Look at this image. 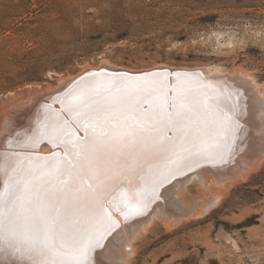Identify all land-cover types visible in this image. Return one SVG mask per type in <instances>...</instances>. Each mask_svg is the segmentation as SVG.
Instances as JSON below:
<instances>
[{"label":"snow or ice","instance_id":"obj_1","mask_svg":"<svg viewBox=\"0 0 264 264\" xmlns=\"http://www.w3.org/2000/svg\"><path fill=\"white\" fill-rule=\"evenodd\" d=\"M240 88L243 109L239 88L202 72L102 68L69 82L22 131L6 125L0 264H118L113 212L125 222L146 215L178 176L226 164L245 141L264 152V98ZM45 143L51 151L39 154Z\"/></svg>","mask_w":264,"mask_h":264},{"label":"rangeland","instance_id":"obj_2","mask_svg":"<svg viewBox=\"0 0 264 264\" xmlns=\"http://www.w3.org/2000/svg\"><path fill=\"white\" fill-rule=\"evenodd\" d=\"M101 64H212L264 83V0H0V127L6 109ZM260 165L203 216L170 229L152 223L131 264H264ZM180 193L193 202L199 185Z\"/></svg>","mask_w":264,"mask_h":264},{"label":"bare ground","instance_id":"obj_3","mask_svg":"<svg viewBox=\"0 0 264 264\" xmlns=\"http://www.w3.org/2000/svg\"><path fill=\"white\" fill-rule=\"evenodd\" d=\"M102 68L112 73L127 72L132 75L158 72L157 70L161 69H167L169 72H197L193 71L194 68H167L156 65L137 71L114 68L113 66L110 67L105 64H101L98 67H87L78 75L68 77L57 86L45 89L43 94H41V91L35 97L27 100V103L20 101L21 103H17L16 106L14 105V109H6L0 127V136L4 134L6 125L9 127L15 126L18 132L22 131L34 121L37 111L41 105L45 104L46 98L52 95L55 96L57 92L62 91L69 82L77 80L76 78H78V76H83L86 72H97ZM198 72H202L205 78L224 84L230 89L235 90L239 88L241 92L240 103L242 109L245 107L244 97L247 96L248 93L244 88H240L241 83L246 82L251 93L257 98H264V83L258 82L252 74L245 70L237 69L227 76V72L225 73L224 69L211 64L201 68ZM19 107L22 109L18 110ZM54 107H58V105H54ZM256 119L258 122L259 112L256 113ZM246 120L247 117L242 118L241 123H245L249 134L255 138L257 144H259L260 129L247 124ZM49 151H51V145L45 143L40 146L39 154H47ZM263 159L264 152L258 150L255 152L249 151L247 141H245V143L240 144L237 149V154L228 160L226 164L213 166L211 164L202 163L200 165L201 167H195L193 171L178 176L172 181L171 185L167 186L169 189L167 198H162L158 203L153 204L146 215L125 222L119 213L113 212L114 218L119 222V228L115 230L119 235L115 241L114 259L118 264H131L136 254L137 240L145 235L148 231V227L157 220L163 224L164 227L170 229L182 225L191 218L203 216L222 199L223 190H227L241 180H246L260 164L262 165ZM192 182H196L199 185V196L194 197L193 202L184 198L180 200L174 197L175 193L181 194L180 191H185L186 185ZM191 196L193 197L194 195Z\"/></svg>","mask_w":264,"mask_h":264},{"label":"water","instance_id":"obj_4","mask_svg":"<svg viewBox=\"0 0 264 264\" xmlns=\"http://www.w3.org/2000/svg\"><path fill=\"white\" fill-rule=\"evenodd\" d=\"M164 70H167V69H161V70H157V71H164ZM168 71V70H167ZM169 72V71H168ZM175 72V71H174ZM169 73H172V72H169ZM81 76H78V78H80ZM76 78V79H78ZM54 95H52L51 97H53ZM51 97L49 96L48 98H46V102L45 103H50L51 102ZM41 108V107H40ZM39 108V109H40ZM201 167V166H200Z\"/></svg>","mask_w":264,"mask_h":264}]
</instances>
